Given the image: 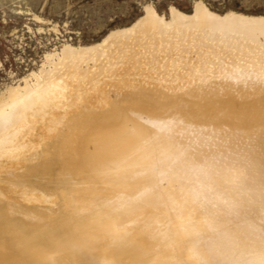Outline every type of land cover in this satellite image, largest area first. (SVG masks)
Listing matches in <instances>:
<instances>
[{
	"label": "bare ground",
	"instance_id": "6f19581e",
	"mask_svg": "<svg viewBox=\"0 0 264 264\" xmlns=\"http://www.w3.org/2000/svg\"><path fill=\"white\" fill-rule=\"evenodd\" d=\"M194 3L0 92V264H264V15Z\"/></svg>",
	"mask_w": 264,
	"mask_h": 264
},
{
	"label": "rangeland",
	"instance_id": "374dc122",
	"mask_svg": "<svg viewBox=\"0 0 264 264\" xmlns=\"http://www.w3.org/2000/svg\"><path fill=\"white\" fill-rule=\"evenodd\" d=\"M197 0H0V92L15 84L30 70L40 67L46 51L65 42L91 44L108 32L130 25L151 4L159 13L170 16V7L191 12ZM211 10L223 13L235 10L264 15V0H202ZM4 88V89H3ZM142 117L149 123L155 118ZM264 164V150L258 153ZM0 154V169L6 164ZM5 172L0 178L7 179ZM243 186H262V175L242 177ZM150 250V249H147ZM122 256L121 264H148L155 255ZM153 251V250H151ZM143 252L138 251V254ZM221 260L218 257L214 259ZM223 261V260H221ZM236 263V262H233ZM242 263L241 261L237 264ZM164 264H171L170 261Z\"/></svg>",
	"mask_w": 264,
	"mask_h": 264
}]
</instances>
